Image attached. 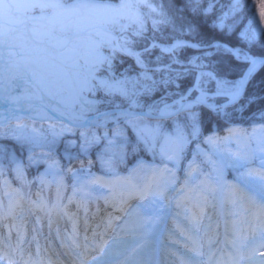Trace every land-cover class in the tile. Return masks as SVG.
<instances>
[{
    "label": "snow or ice",
    "instance_id": "snow-or-ice-1",
    "mask_svg": "<svg viewBox=\"0 0 264 264\" xmlns=\"http://www.w3.org/2000/svg\"><path fill=\"white\" fill-rule=\"evenodd\" d=\"M201 5L202 0H187L181 8H177L173 0H167V5L165 0H119L118 3L112 0H0V99L16 106L7 111L14 113L17 121L15 129L10 131H3L7 128V118L0 121V139L38 143V130L33 127L29 131V126L22 123L26 111L22 102L27 103V110L46 114L49 105L43 101L48 98L56 101L51 110L58 113L57 118L67 119L59 131L51 129L53 138L48 144H55L59 136L77 129L80 130V148L85 154L94 144L106 142L98 155L104 176L81 175L68 167L67 173L73 178L72 197L68 202L72 203L79 195L80 201L86 203L95 192L107 190V196L103 197L105 203L122 215L108 214L91 229V238L85 235L82 243L78 242L74 222L72 234L67 242H62L66 249L81 250L72 264H155L157 227L166 209L173 204L175 211L170 213L172 224L168 228V239L175 244V233L183 237V252L169 250L166 256L176 257L180 264H264V127H253L251 132L229 128L225 137L205 136L203 143L209 147L205 151L201 147L198 113L193 111L197 104L217 111L216 105L207 103L209 97L203 87L210 81H215V95L228 96L235 101L257 67L264 66V53L257 56L216 42L208 47L234 54L249 65L240 79H217L214 72L205 71L207 65L202 61L197 63L200 57H193L189 61L191 68L185 67L183 72L172 69L171 64L152 69L169 74L156 80L142 59L144 53L153 47L172 53L183 46L204 47V44L186 45L177 41L171 46H162L153 38L151 47H145L142 52L133 48L137 42L134 38L144 37L149 23L154 33L162 26H171L175 31L177 20L186 19L182 15L185 10L193 15L201 11L207 15L212 11L211 0L206 8ZM242 8L243 0H232L228 11L213 21V27L234 31L242 19H236ZM229 19L232 23L226 24ZM261 21L264 22V14ZM253 25H256L255 17L249 19L239 37L249 46L264 47V28ZM187 29L195 30L190 21ZM118 53L133 57L142 71L136 76H128L126 72L117 75L114 60ZM160 59L157 57V61ZM171 63L182 64L175 58ZM190 71L198 73L195 85L186 93H178L179 100L168 103L167 96H162L159 101L147 105V111L143 110L145 106L139 101L140 96L151 95L159 85L167 87ZM173 72L175 75H171ZM17 89L21 91L14 95ZM193 91H198L199 96L190 100L188 97ZM117 96L127 103V108L114 102ZM35 101L40 103H33ZM102 103H110L111 110L101 111ZM223 107L227 105L221 110ZM89 113L93 115L89 117ZM167 119L172 121L171 131L162 122ZM121 121L136 136L134 150L142 145L153 158L160 156L163 167L138 162L127 175L116 171L117 164L123 162L127 154V137ZM109 123L114 125L111 130ZM95 129H103V133L98 134ZM118 138H123L124 142L118 143ZM194 141L193 159L185 169L183 182L177 187L176 169ZM45 156L48 169L35 179L47 188L55 184L56 201L49 204L39 193L37 200H26L22 188L31 182L25 176L24 166L14 161L13 172L21 188H11L7 180L0 182V188L8 197L7 207L0 204V218H15L25 211L26 203L31 205L32 211L47 216L50 224L53 215L61 211L68 215L61 194L67 187L63 169L51 153ZM197 157H203L209 170L205 171L197 163ZM28 159L30 163L39 162L34 155H29ZM168 163L173 167H168ZM226 169L233 171L232 181L224 179ZM83 171L82 167L79 172ZM4 173V166L0 164V177ZM132 200L138 201L135 207H129ZM208 209L223 219V247L218 232L211 237L208 235L213 224L219 228V222L207 214ZM205 219L208 225H204ZM22 243L21 235L18 250L22 251ZM3 247L11 248L10 234L8 238L0 236V250ZM93 252L98 255H91ZM205 255L207 259L202 260ZM5 259L8 264H15L11 256L3 252L0 260Z\"/></svg>",
    "mask_w": 264,
    "mask_h": 264
},
{
    "label": "trees",
    "instance_id": "trees-1",
    "mask_svg": "<svg viewBox=\"0 0 264 264\" xmlns=\"http://www.w3.org/2000/svg\"><path fill=\"white\" fill-rule=\"evenodd\" d=\"M113 3H118L119 0H112ZM210 0H202V8H206ZM213 4L212 11L205 15L202 11L196 15H193L190 11L185 10L182 14L186 19L184 21L177 20V30H173L171 26H162L161 30L158 32H153L151 23L148 24V32L142 38L136 39V43L133 45V48L137 52H142L145 47H149L153 43V38L155 43H159L163 46H171L174 41H185L186 45H195L204 44V47L219 42L220 44H225L231 48H240L243 52H248L249 54H254L260 56L264 53V47H261L259 44H253L249 46L246 42L242 41L239 37V32L248 24L250 18L255 17L256 25L264 28V22L261 21V16L264 14V0H243V8L241 13L238 14L236 19L240 20L239 25L232 32H229L227 28L220 30L213 27V21H216L224 12L228 11L229 6L232 3V0H211ZM173 3L177 8L184 7L187 4V0H173ZM167 5V0H165ZM191 22L194 25V31H188L187 24ZM232 20L229 19L226 21V24H231ZM253 25V26H256ZM151 47V46H150ZM195 48L191 46H183L177 48L172 53L162 52L160 47L151 48L150 52L144 53L142 59L148 65L150 74L156 80H161L165 78L166 75H169L163 71L154 72L151 71L157 66L171 64L172 69L176 71L183 72L184 68H191L189 61L193 57H200L201 60H197V63L201 61L207 65L205 71H212L215 73L217 79H226L229 81L238 80L245 68L247 63L241 60H238L234 54L226 53L223 51H217L216 48ZM209 53L210 55H205ZM157 57L161 59L157 61ZM182 62V64L171 63L172 59ZM116 74L119 75L122 72H126L128 76L138 75L142 69L137 65L136 60L131 57L118 53L116 59L114 60ZM175 75V72L171 73ZM198 73L196 71H190L187 75L181 76L180 79L176 80L175 83H170L165 87L164 85H159L157 91L153 92L151 95H142L138 99L141 103L144 104V109L147 110V105L151 104L153 101H159L162 96H167V102L172 103L174 100H179L178 93H186L189 88L194 87L196 76ZM203 87L208 93V103L220 104L226 101L227 96L215 95L216 93V84L215 81L206 82ZM171 94V95H169ZM199 94L198 91H193L188 97L194 98ZM99 98V95L98 97ZM107 100L108 98H104ZM114 102L120 103L122 107H128L127 103L122 100L121 97H115ZM111 108L110 103H102L100 105L101 109ZM140 110V109H137ZM193 111L198 113V118L201 126L202 135L200 137L201 145L205 136H209L212 132L222 133L223 127L226 125H240L242 127L250 128L255 124L264 125V66H259L251 77L248 79L245 90L241 98L233 105L223 107H217V111L204 106L196 105L193 108ZM91 114V113H89ZM181 122H183V116H181ZM165 128L168 131L172 130V121L170 119L162 121ZM149 123H155V121H149ZM29 131L31 128H35L40 133L39 141H42L41 144L29 147V143H21L12 138L0 139V164L4 166L5 173L3 177H0V182L7 180L11 184V188L19 189L21 188V183L16 179L13 168L15 167L14 161L20 162L24 166L25 176L28 181L31 183L25 185L22 188V191L25 193L27 199L33 200L37 197V193L41 194L46 199L51 202L56 201V187L52 186L50 188L42 186L35 178L38 176V170L40 165L47 159L45 156L46 153H51L53 158H61V161L65 164L67 160L70 163H74L80 167H86L92 165L94 168L102 169L98 155L102 152L105 147V141H101L99 144H94L90 147L87 153L81 151V138L80 130H74L73 132H65L63 135L59 136L55 144L50 145L47 141L52 140L51 129L59 131L63 124L57 125H28ZM16 127V126H15ZM15 127H9L3 129V131H10L15 129ZM114 127L109 123L108 128L111 130ZM121 127L125 128V135L127 137V149L126 156L123 162L117 164L116 171L122 169L126 164H130L139 157H146L149 159H154L156 161L162 162L159 155L153 158V155L150 152L143 150V146H140L139 150H134L136 145V136L131 128L125 126L123 121H121ZM90 132L92 129L89 130ZM98 134L103 133V129H95ZM111 135V131H109ZM46 138V139H45ZM74 142V143H71ZM123 138H118V143H123ZM196 147V142L194 141L190 144L184 154V158L181 160L178 168L176 169L178 174H181L182 171L187 167L189 162L193 159V149ZM159 151V148L157 149ZM66 154L72 159H66ZM29 155H34L35 159L39 162L30 163ZM82 162V163H81ZM91 162V163H89ZM197 163L202 167L207 168L208 166L203 163V157H197ZM168 165L172 166L171 163ZM70 188L67 186L66 189L62 191V203L67 206V211L76 210L78 213H82L89 222V230L93 229L96 225L100 224L101 220L106 217L108 214H112V211H108L103 206V202H99L97 206L92 203L84 204L80 199H76L69 203L67 201V195ZM0 204L4 207H7L5 200L4 190L0 188ZM30 220V233H27L25 242L20 244L22 251L26 252V255L31 258L33 261H37L40 257L48 258V253L44 248L45 245L39 247V253L37 252L36 241L43 239L42 235H46V232L41 227H36V218L40 217V222L42 226L47 225V221L43 215L38 211ZM84 213V214H83ZM75 217V223L78 222L76 214H69ZM81 215V214H80ZM0 233H7V238H12L14 247H17L15 241L16 236L18 235L17 229L21 230L18 227V224L11 217L0 218ZM36 231L40 232V235H36ZM31 233L35 235L32 236ZM23 236V235H22ZM44 237V236H43ZM42 244V243H40ZM177 253H181L180 250H177ZM39 259H38V258ZM171 257V256H170ZM171 261H174V264H180L179 260L176 257H171Z\"/></svg>",
    "mask_w": 264,
    "mask_h": 264
},
{
    "label": "rangeland",
    "instance_id": "rangeland-1",
    "mask_svg": "<svg viewBox=\"0 0 264 264\" xmlns=\"http://www.w3.org/2000/svg\"><path fill=\"white\" fill-rule=\"evenodd\" d=\"M256 125H252L250 128H247V127H242V126L236 125V124H234V125L230 124V125H226L225 127H223L222 133H218V132L215 131V132H212L210 135L215 134V135L220 136V137H225V136L228 135V129L229 128L245 129L248 132H251L253 127H257V128L264 127V125H257V126ZM41 143H42V141H39L38 143H35V144H30L29 147L31 148V147H33L35 145H38V144H41ZM254 146L255 145L253 144V147ZM201 147L205 151L209 150L208 145L204 144L203 141H202ZM232 147L234 148L235 145L233 144ZM67 157H68V155L66 154V159H67ZM55 159L59 161V165L63 169V172H64V183L67 186L70 187L71 191H72L73 178H72L71 174L67 173V169H68L69 166H71L74 171H77L78 174H81V175H85L87 173H91V174H94L96 176H104L105 175V172L102 169L94 168L92 165L83 167L84 171H83V173H80L79 170L82 167L77 166L74 163L73 164L70 163L69 160H67L66 163L64 164L61 161V158L56 157ZM138 162H143V163L149 164V165L155 164L157 166L163 167V163L162 162H159V161H156L154 159H149V158H146V157L142 156V157L137 158L136 160H134L130 164L124 165L122 167V169L117 171V172L120 175H122V176L127 175L128 172L131 169L136 167ZM168 167L171 168L173 166L168 165ZM187 167H188V165H187ZM202 168L205 171L209 170L208 167L207 168L202 167ZM47 169H48V163L44 161L40 165V169L38 170V176L41 175V174H44ZM185 169L182 171L181 174H178L177 171H176V175L179 178V182L177 184V187H179V183H182L183 180H184ZM233 177H234L233 171L231 169H226L225 170V174H224V179L226 181H232ZM49 179H51V177H49ZM52 186H55V184H53ZM107 194H108L107 190H103V193L98 191V192H95L93 194L91 199L92 198L93 199L103 198L104 196H107ZM172 195L175 196V193L173 192ZM39 197H42V196L39 195ZM6 203H8V202L6 201ZM137 203H138L137 200H132L129 203V207H135ZM26 206L28 207V205H26ZM26 206H24L25 211L23 213H18L15 216V218H14V220L17 221L18 224L22 225V228L18 232V236L16 238L18 240L19 236L23 235V242L25 240L24 234H26V229L24 228V226L26 224V221H29V219L32 216V214L30 212V209L27 208ZM110 208H112V207H110ZM111 211H112V214H114V215H122L119 212H114L113 208H112ZM174 211H175V207H174V204H173L171 207L166 209L165 214H163L162 219H161V221H160V223H159V225L157 227V236L155 238L154 247H155L156 251L158 250V254L160 255V258H161V264H162V262H163V264H168V262L171 261V257L170 256H166V252L167 251H169V250L170 251H176L178 249V250H180L181 253L183 252V248H182V244L183 243L179 242L180 241L179 239L184 241L183 237H181L178 233H175L173 235V239H175L177 241V243H175V244H173L168 239V228L171 227V224H172V216L170 215V213H173ZM207 214L211 215L213 217L214 221H218L219 222V228H216L215 224H213L212 227L209 229L208 235L211 237V236L215 235L218 232L219 233V238H220V241H221V247H223V245H222L223 233H224L223 219H221L218 215L213 213L212 209H208L207 210ZM59 216H60L59 214L56 216V218L58 217V221L54 222L55 226H54L53 230H54L55 234L53 236H54L55 239H54V241H52L53 243L51 244L53 249H49V254L50 255L48 256V258L40 257V259H39L37 257L39 259L37 261H39L40 264H50V262H51V264H60V263H62L63 259H61L60 257L56 256V255H58L59 252H57V253L54 252V250H56V248H58V247H56V243L67 242V237L70 234H72L73 225L70 224L68 229H67L66 225L64 224V219L60 218ZM79 220H80V222L76 226V231L78 233L77 239H78V242L82 243L83 242V237L86 235V232H87V230L85 231V229H86L85 216L81 215ZM51 222H53V221H51ZM203 223H204V225H208L209 221L207 219H205ZM238 227H240V226L238 225ZM165 234H166V236H165ZM33 235H34V233L32 234V236ZM0 236H1V234H0ZM163 236H165V238H166L164 240L165 243L161 242V244H160V240L162 239ZM89 237L91 238V234L89 235ZM6 238H7V236H6ZM10 243H11V248L3 247L1 252H0V254H2L3 252L8 253V255L11 256V258L15 261V264H32L33 260H31V258H29L26 255V252L18 250L17 247H14L13 242L11 240H10ZM67 251H68V253H62V254L66 255V259L68 260L67 262H70V261L78 259L77 253L79 251H81V250L71 251L70 249H68ZM259 251L260 250H258V252H257L258 256H259ZM204 252L207 253V245H205ZM91 255H98V253L97 252H93ZM218 255H219V253H218ZM87 259H90V257H88ZM201 259L202 260H206L207 256L206 255L202 256ZM63 263H65V262H63ZM0 264H8V261L6 259L5 260H0ZM71 264H72V262H71Z\"/></svg>",
    "mask_w": 264,
    "mask_h": 264
},
{
    "label": "flooded vegetation",
    "instance_id": "flooded-vegetation-1",
    "mask_svg": "<svg viewBox=\"0 0 264 264\" xmlns=\"http://www.w3.org/2000/svg\"><path fill=\"white\" fill-rule=\"evenodd\" d=\"M31 90V89H30ZM21 89L15 90L13 93L19 94ZM45 104H48L49 107L52 109L56 106L55 100H50L48 98H45L43 101ZM35 104H39V101L33 102ZM16 106L13 105L11 102L5 101L3 99H0V121H3L4 118H7V128L9 127H15L17 124V121L13 118L14 113L10 114L7 110L10 108H15ZM22 108L25 109V119L22 121V123L26 125H57L60 123L59 120L55 118V115L50 111V109L47 111L46 114H38L35 111L27 110V103L22 102ZM56 113V112H55ZM58 114V113H57ZM5 128V129H7Z\"/></svg>",
    "mask_w": 264,
    "mask_h": 264
},
{
    "label": "water",
    "instance_id": "water-1",
    "mask_svg": "<svg viewBox=\"0 0 264 264\" xmlns=\"http://www.w3.org/2000/svg\"><path fill=\"white\" fill-rule=\"evenodd\" d=\"M177 41H174L173 43H172V45L173 44H175ZM183 42H185V41H183ZM186 43V42H185ZM216 43V42H215ZM213 44V43H212ZM152 45V43L150 44V46ZM157 45H161V44H159V43H157ZM222 46H227V45H225V44H221ZM149 46V47H150ZM163 46V45H162ZM227 47H229V46H227ZM195 48H201V47H195ZM204 48H208V46H206V47H204ZM229 48H231V47H229ZM161 49V48H160ZM249 67V65L247 64V67L245 68V70L247 69ZM259 67V66H258ZM257 67V68H258ZM244 70V71H245ZM242 76V75H241ZM241 78V77H240ZM239 78V79H240ZM247 84V83H246ZM246 84H245V86H244V88H243V90H242V92H241V95L238 97V98H236V100L235 101H231L230 100V97H228L227 96V99H226V101H224V102H222V103H220V104H215V103H208V104H214V105H216L217 107H222V106H224V105H227V106H231V105H233V104H235L240 98H241V96H242V94H243V92H244V90H245V87H246ZM199 96V95H198ZM197 97V96H196ZM196 97H194V98H191L190 100H195L196 99ZM197 105H204V104H197ZM204 106H206V105H204ZM207 107V106H206ZM125 108H127V107H125ZM49 109H50V111L55 115V118L57 119V120H59L60 121V123L59 124H66L67 123V119L65 118V119H58L57 118V116H58V114L57 113H55V112H53L52 110H51V108L49 107ZM107 110H111V108H106ZM106 109H101V111H103V110H106ZM136 111H140V110H136ZM144 111H147V110H144ZM89 115V117H91L93 114L91 113V114H88ZM256 125V124H255ZM257 125H263V124H257ZM256 125V126H257Z\"/></svg>",
    "mask_w": 264,
    "mask_h": 264
},
{
    "label": "bare ground",
    "instance_id": "bare-ground-1",
    "mask_svg": "<svg viewBox=\"0 0 264 264\" xmlns=\"http://www.w3.org/2000/svg\"><path fill=\"white\" fill-rule=\"evenodd\" d=\"M67 250L68 249H56V250H54L55 253L59 252L58 255H56V256H58L61 259H63L62 263H60V264H71L72 261L67 262L68 260L66 259V255L62 254V253H68ZM0 252H1V250H0ZM63 262H65V263H63Z\"/></svg>",
    "mask_w": 264,
    "mask_h": 264
}]
</instances>
